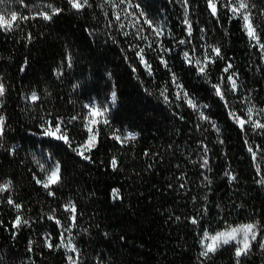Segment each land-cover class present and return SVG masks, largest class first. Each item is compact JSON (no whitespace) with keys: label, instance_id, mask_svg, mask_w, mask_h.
I'll use <instances>...</instances> for the list:
<instances>
[{"label":"trees","instance_id":"obj_1","mask_svg":"<svg viewBox=\"0 0 264 264\" xmlns=\"http://www.w3.org/2000/svg\"><path fill=\"white\" fill-rule=\"evenodd\" d=\"M247 2L264 43V0ZM236 3L216 0L213 16L208 0H89L80 11L68 0L0 2V14L29 17L0 29V264H70L69 256L77 264H264V129L236 120L252 107L264 123V50L230 10ZM52 8L61 11L44 20ZM86 105L107 108L97 118L107 123L88 124ZM57 123L69 143L44 134ZM86 124L95 135L89 159L74 151L89 137ZM127 132L136 140L113 138ZM57 164L59 183L45 189L37 181ZM246 224L256 225L247 254L237 257L232 241L201 255L211 243L205 232ZM62 237L77 251L58 247Z\"/></svg>","mask_w":264,"mask_h":264},{"label":"snow or ice","instance_id":"obj_2","mask_svg":"<svg viewBox=\"0 0 264 264\" xmlns=\"http://www.w3.org/2000/svg\"><path fill=\"white\" fill-rule=\"evenodd\" d=\"M0 2H3V0H0ZM106 2L108 3H114V0H106ZM120 3H127L129 2V0H119ZM68 3L71 5V7L77 11L82 10L84 7H90L91 5L89 4V0H68ZM208 6L211 9V13L213 16H215L217 14V7H216V0H208ZM49 7H51L49 5ZM249 8V4L247 2V0H237V3L231 7V11L233 12V14H241V17L244 21V28L246 31V34L249 38L250 41H255L257 44H259V47L264 50V43H260V38L257 34L256 28L253 25V22L251 20V14L250 12L247 11V9ZM61 10L57 9V8H52L51 13H46V12H42L40 13V16L44 19V20H51L53 15H57L59 14ZM141 15L143 16L144 14L141 13ZM29 17L26 16H18L16 12H11L10 16H5L4 14H0V29H3L4 31H12L14 27H18V23L17 21L19 20H27ZM116 20L119 21L120 20V16L119 14L116 15ZM145 23H147L149 25V27H153L151 21L149 20H145ZM185 24L188 25V33L189 35H191V24L189 23L188 19H187V14H185ZM121 27H123V25H120ZM153 31L156 32L157 35H160L161 33L153 28ZM180 43H184V41H181ZM212 51L216 54V56H220V49L217 47H213ZM143 53V49H140V55L139 58L141 60L142 63H144L146 69L149 71V74L151 73V66L149 64H147V62L144 60V56L142 55ZM185 58H188V54L185 53ZM221 59L223 57H220ZM207 59V58H206ZM208 62H212V61H208ZM161 63H165L166 66V62L161 60ZM197 65H198V70L201 74L205 73L207 64H202L199 60L196 61ZM231 68V65L229 64L224 71L227 72L228 69ZM228 80L231 82V86L232 89L235 90L236 89V82L233 79L232 76L228 77ZM173 81L175 82V77H173ZM178 88H181V86L179 84H177ZM214 87L216 88V94L218 96L221 97V99H224L223 93L221 91V88L217 85H214ZM181 91L182 88H181ZM5 93V88L3 84H0V97H2ZM185 102L189 105V107L193 108L194 110L197 109V106L193 103V101L188 98V94L186 92L183 93ZM112 102L114 103L116 100V93L113 92L112 93ZM177 98H180V93H177ZM32 101H36L38 99L36 93H33L31 96ZM165 100H167V97H165ZM86 107L89 108V115L91 117V119L88 121V124L91 125H97L101 122L103 123H107L106 119L100 120L97 119L98 117H104L105 113L107 112V108L104 109H100V108H96V107H89L88 105H86ZM264 111V110H261ZM252 114H253V108L249 107L248 108V119L247 120H241L239 117H236L237 122L240 124L241 128L244 127L245 123H249L252 125V127L254 129H264V123H261L260 121L257 120H253L252 119ZM234 115V114H233ZM200 118L201 119H207V117H205L203 115V113H200ZM72 119H76V117H73ZM4 118L2 116H0V138L3 137V131H4ZM88 124H86V128L89 132V137L88 139L85 141V143L83 145H81L78 149H74V151L77 152V155H80L83 159H89L88 156L84 155L85 151L90 152L92 150V148L95 146V135L92 134L93 129L91 127H88ZM44 134L47 136H51L54 137L55 139L58 140H63L65 143H69L68 138H67V134L65 132L62 131L60 124L57 123L55 125L54 128H46L44 130ZM114 139H116L117 141L120 142H126V141H135L137 138V135L134 133H130L127 132L125 133L123 136L120 135H114L113 136ZM249 151H252L251 148H249ZM253 156H255V153H253ZM204 166H207V159L204 160ZM111 165L113 167V170L116 169L117 167V161L115 158H113V160L111 161ZM60 167L59 164H57L55 166V168L50 172V174L47 176V179L45 181H37V183H42V186L45 189H48L50 187V185H54L59 183L60 180ZM230 179H234V177H231ZM6 190V188L4 186H0V191H4ZM50 195H52L53 193L49 192ZM119 192L118 190H113V196L118 198ZM8 203L13 205V207H15L17 210H19L20 206L14 204V202L12 200H8ZM66 210H70L73 215L71 217V219L73 220V222L75 221V206L74 205H69L66 207ZM49 219H52V217H49ZM24 223H27L26 221H24ZM191 223L193 224H197V220L193 219L191 221ZM21 224V217L17 216L16 221H15V225L18 227ZM57 224H59V221H57ZM255 228L256 225L254 224H246V225H241L240 227H236V228H231L230 230L227 231H222V232H217L215 235L210 236L207 232H205L204 237L206 240H210L211 243L207 244V245H203L204 247V251L201 253V255L203 256H208L209 253L215 252L216 249L218 247H220L221 245H227L232 241H237L238 244H240V247L236 248V256L240 257L241 255H245L247 254L248 250L251 247V241H255L256 240V233H255ZM242 234V239L237 240V237L239 235ZM48 247H53L52 244H48ZM262 247H264V244L261 245ZM58 247H65L67 251L69 252H76L77 249L75 248V246L71 243V238H69L67 244L64 243L63 241V237L61 240V244L58 245ZM70 264H77V261H74L73 258L71 256L68 257Z\"/></svg>","mask_w":264,"mask_h":264},{"label":"water","instance_id":"obj_3","mask_svg":"<svg viewBox=\"0 0 264 264\" xmlns=\"http://www.w3.org/2000/svg\"><path fill=\"white\" fill-rule=\"evenodd\" d=\"M59 175H60V173H59Z\"/></svg>","mask_w":264,"mask_h":264}]
</instances>
